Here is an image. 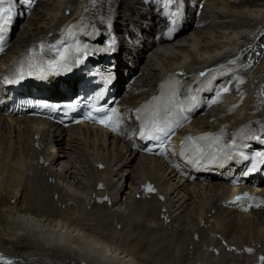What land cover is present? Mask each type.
I'll list each match as a JSON object with an SVG mask.
<instances>
[{"label":"bare ground","instance_id":"6f19581e","mask_svg":"<svg viewBox=\"0 0 264 264\" xmlns=\"http://www.w3.org/2000/svg\"><path fill=\"white\" fill-rule=\"evenodd\" d=\"M82 3L39 0L22 28L13 33L0 63L56 33ZM115 3V21L120 19L118 26L127 28H118L114 21L118 34L129 33V39L122 40L134 46L122 52L120 62L126 71L140 72L123 103L134 108L156 92L166 75L187 81L204 68L211 73L239 68L223 99L194 118L186 131L210 133L224 126L232 133L241 128L249 147L264 149L260 139L249 135L254 130L264 134L259 105L264 60L241 87L238 83L248 68L235 55L264 28V0H206L200 13L203 25L182 29L163 44L150 33L158 23L138 0ZM136 20L147 24L149 33L131 28V23L137 28ZM119 47L115 46L117 54ZM63 84L70 91V83ZM55 89L58 83L51 79L40 91ZM130 142L87 125L62 129L0 111V252L8 261L258 264L259 253L264 260V209L231 204L228 199L239 188L230 194V179L219 172L203 175L199 166L192 174L188 167L181 172L168 160L139 153ZM199 163L208 167L205 160ZM256 191L264 198V179L258 180ZM231 245L242 248V253L227 252ZM209 247L219 253L212 254Z\"/></svg>","mask_w":264,"mask_h":264},{"label":"snow or ice","instance_id":"6c2138e0","mask_svg":"<svg viewBox=\"0 0 264 264\" xmlns=\"http://www.w3.org/2000/svg\"><path fill=\"white\" fill-rule=\"evenodd\" d=\"M28 2L30 3L31 0H28ZM4 0H0V4H3ZM11 23V10L10 9H5V8H0V33L4 32L5 29L7 28L8 25H10ZM2 50V49H0ZM227 89H225L226 91ZM95 119V118H93ZM104 117L100 118V122L103 123ZM106 127H108L109 125L105 124ZM113 130H115V128H113ZM163 132L164 135H167V131L161 130ZM159 137H156V139H158ZM148 191H152V189L149 187L147 189ZM241 199V197H237V200ZM250 251V250H249ZM0 264H11L10 261H6L4 260L3 257H0Z\"/></svg>","mask_w":264,"mask_h":264},{"label":"rangeland","instance_id":"374dc122","mask_svg":"<svg viewBox=\"0 0 264 264\" xmlns=\"http://www.w3.org/2000/svg\"><path fill=\"white\" fill-rule=\"evenodd\" d=\"M116 21H117V18H116ZM116 21H115V24H116ZM120 21V19L117 21V24H116V26L118 27V28H126V26H124V27H119L118 25H119V22ZM133 22H135L136 24H137V28L135 27V26H133L132 25V23L130 24V27L131 28H133V29H137V30H142V31H144V30H146L148 33H149V29H148V25L147 24H138V21L136 20V21H133ZM140 26V27H139ZM142 28V29H141ZM145 28V29H144ZM127 29V28H126ZM131 30H129V32H130ZM147 32H145V33H147ZM131 43H129V42H124L123 40H122V38H121V40H120V45H121V47H119V49H120V51H122V52H124V51H126V50H131V49H133L134 48V46L131 44ZM124 45V46H123ZM118 73L120 72L119 70L117 71ZM67 189H70V188H67ZM137 196H138V194H137ZM165 223V222H164ZM117 227H118V225H117ZM209 250L211 251V252H215L217 249L216 248H214V247H209ZM218 251V250H217ZM236 253H239V250H236L235 251ZM239 254H241V253H239ZM258 263H263V261L262 260H260V259H258Z\"/></svg>","mask_w":264,"mask_h":264}]
</instances>
